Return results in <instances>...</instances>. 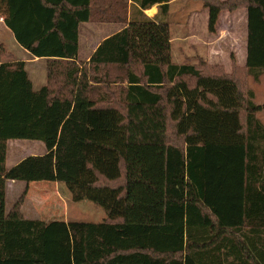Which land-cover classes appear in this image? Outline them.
Listing matches in <instances>:
<instances>
[{"label": "trees", "instance_id": "obj_1", "mask_svg": "<svg viewBox=\"0 0 264 264\" xmlns=\"http://www.w3.org/2000/svg\"><path fill=\"white\" fill-rule=\"evenodd\" d=\"M196 1L210 33L222 11L246 9L244 67L176 63L170 0H0L18 44L46 59L35 88L0 44V264H264V103L248 87L264 74V0ZM83 22L125 27L80 61ZM11 139L45 153L7 168ZM7 181L25 182L9 211ZM40 181L106 217L26 218Z\"/></svg>", "mask_w": 264, "mask_h": 264}, {"label": "rangeland", "instance_id": "obj_2", "mask_svg": "<svg viewBox=\"0 0 264 264\" xmlns=\"http://www.w3.org/2000/svg\"><path fill=\"white\" fill-rule=\"evenodd\" d=\"M199 3V2H197ZM200 4V3H199ZM173 9L170 11L166 17L169 20L171 25V47L173 60L176 63L185 62L188 58L187 56H192L196 54L192 51L188 42L185 40L186 37V28L178 26L179 17L176 15V9L182 7L183 17L187 12L186 1H177L173 4ZM201 5V4H200ZM244 9L237 10L240 12ZM224 12V11H222ZM221 12V13H222ZM228 12V11H227ZM240 15V13H238ZM86 27H89V30L83 28V33L79 51V58L84 59L86 52L89 46L97 40L100 39V36L103 35L104 30L101 24H96L97 28H93L90 24H84ZM115 27V25H112ZM239 28L238 26L236 27ZM97 31H96V30ZM217 29V25H216ZM219 29L227 33V24L226 21H222L219 25ZM180 31L179 33H177ZM217 30L214 32L216 33ZM210 33V32H209ZM212 33V34H214ZM0 44L4 45L8 51L14 54L16 59H26V66L28 73L31 77V80L34 84V87L37 88L40 84L46 82V63L44 60L39 59L33 63H27V58H30L28 51L23 49L22 46L18 44L15 40V37L10 29H8L2 19H0ZM89 44V46H88ZM239 45H236L235 48L232 46H227L220 48L217 46L216 50H204L205 54H212L209 58H205L210 64L220 65L224 68L225 71H233L232 60L235 59V62L238 66L244 67L245 64L241 62L238 64V59L234 56L233 50L236 49ZM208 48V47H207ZM225 48V49H224ZM238 53H241L242 50L240 47L237 49ZM248 87L252 88L255 92V102L258 104L264 103V74L260 77L258 81H255L252 77L248 78ZM258 117L264 123V112H260ZM46 146L44 142L38 140H29V139H11L7 143V167L11 168L16 160L24 158L29 155H40L44 154ZM25 187V182H15L8 181L6 184V210L9 211L14 203L17 201L21 191ZM65 186L60 185L55 182H32L29 184L28 194L24 200L21 211L26 218L30 219H45V220H77V221H93L100 222L106 217L105 210L98 204L90 200H81L73 201L69 196V192H66L64 189ZM67 190V189H66ZM68 191V190H67Z\"/></svg>", "mask_w": 264, "mask_h": 264}, {"label": "crops", "instance_id": "obj_3", "mask_svg": "<svg viewBox=\"0 0 264 264\" xmlns=\"http://www.w3.org/2000/svg\"><path fill=\"white\" fill-rule=\"evenodd\" d=\"M177 1L179 0H170V11H172L173 6H174L173 4L176 3ZM184 1H186V7H187L186 8L187 12L185 14L186 16L185 18L183 17L182 7H178L175 12L176 13L175 16L179 17V21L177 25L181 27L183 26L186 28L185 40L188 42L189 48L195 53L197 52L196 54L192 56H187V57H195L196 55H201L204 58H206L207 56L209 58H212L211 57L212 54L210 52L207 55L205 54L206 52H202V51L204 50L206 51L208 49L216 50L217 46L223 49V47L233 46L235 48L236 45H239L238 47H240L242 52L238 53L237 52L238 47H236V49L233 50V52L235 53L234 56L236 57V59H238V64H240L241 62L246 64L247 25H248V16H247L246 9L240 12L224 11L220 13L218 22H217V29H216L217 32L212 34L208 32V28H207L208 10L205 7H203L201 2L199 1H196V0H184ZM197 2H199L201 5ZM129 3H131V1H129ZM157 12H158V4L144 11V13L150 17H154L157 14ZM238 13H240V15ZM223 20L226 21V24L228 27V29L226 30L227 31L226 35H225V31H222L219 29V25L221 24ZM84 24L86 25L90 24V26L94 25L93 28H97L96 26H99L96 24H101L104 30L103 32L104 34L100 36V39L97 38V40H95L90 46L88 44L89 48L86 52L84 59L79 58V54H78V60L80 61H88L92 53L95 51L99 43L104 38L108 37L109 35L125 27V25L122 23H113V22H83L81 23L80 31H79V51H80L82 35L85 34V32L83 33V28L87 29V31L89 30V27H86ZM112 25H115V27ZM237 26L239 27L238 29L236 28ZM179 32L180 31H178L177 33ZM170 33L172 34L171 25H170ZM171 41H172V38H171ZM27 59H28L27 63H33L39 59L44 60L46 63L45 58H34L31 56L30 58H27ZM22 60H26V59H22ZM42 85L43 84H40V86ZM21 159L23 158L16 160V162L13 165L18 163ZM6 167H7V160H6ZM15 182H22V181H15Z\"/></svg>", "mask_w": 264, "mask_h": 264}]
</instances>
